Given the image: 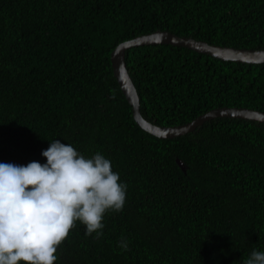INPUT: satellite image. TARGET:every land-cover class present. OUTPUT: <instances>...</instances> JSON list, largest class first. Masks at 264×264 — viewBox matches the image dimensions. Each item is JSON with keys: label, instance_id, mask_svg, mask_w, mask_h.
Wrapping results in <instances>:
<instances>
[{"label": "trees", "instance_id": "16d2710c", "mask_svg": "<svg viewBox=\"0 0 264 264\" xmlns=\"http://www.w3.org/2000/svg\"><path fill=\"white\" fill-rule=\"evenodd\" d=\"M156 30L264 49V0H0V163L43 164L59 139L101 153L127 185L103 235L77 221L54 264H243L264 252V123L217 117L159 138L132 116L110 53ZM125 62L153 124L223 106L264 111V62L169 44L131 47Z\"/></svg>", "mask_w": 264, "mask_h": 264}, {"label": "clouds", "instance_id": "9594fccd", "mask_svg": "<svg viewBox=\"0 0 264 264\" xmlns=\"http://www.w3.org/2000/svg\"><path fill=\"white\" fill-rule=\"evenodd\" d=\"M41 155L43 164L0 163V264H54L77 221L99 238L105 213L123 210L127 185L101 153L86 158L53 139ZM119 246L128 249L125 239ZM243 264H264V252Z\"/></svg>", "mask_w": 264, "mask_h": 264}, {"label": "water", "instance_id": "95a60500", "mask_svg": "<svg viewBox=\"0 0 264 264\" xmlns=\"http://www.w3.org/2000/svg\"><path fill=\"white\" fill-rule=\"evenodd\" d=\"M154 44L181 46L221 60L248 64L264 62V49H246L209 44L206 41L197 40L192 37L178 36L167 30H156L119 43L110 53L113 75L126 100L131 105L132 116L141 129L159 138H174L193 132L205 121L217 117L242 118L264 123V111L246 107L226 106L210 109L189 122L173 126H160L147 121L140 113L139 97L126 67L125 54L126 50L131 47ZM176 163L185 172L186 167L182 160L177 158Z\"/></svg>", "mask_w": 264, "mask_h": 264}]
</instances>
